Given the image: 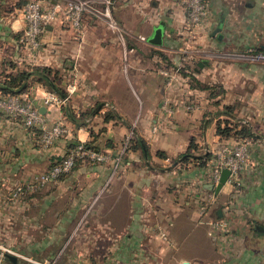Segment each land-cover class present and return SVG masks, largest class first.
I'll list each match as a JSON object with an SVG mask.
<instances>
[{
	"label": "crops",
	"instance_id": "obj_1",
	"mask_svg": "<svg viewBox=\"0 0 264 264\" xmlns=\"http://www.w3.org/2000/svg\"><path fill=\"white\" fill-rule=\"evenodd\" d=\"M86 1L80 30L56 20L32 51L20 40L22 1L0 0V82L50 66L69 95L44 105L48 87L36 80L22 91L48 122L69 128L51 145L39 143L38 128L0 113V245L54 264H264V61L241 55L264 49V0H206L208 15L190 32L181 0ZM103 24L111 35L90 36ZM156 27L161 44L149 41ZM176 65L181 77L167 84L161 70ZM165 98L173 112L162 110ZM107 113L114 117L105 120ZM218 124L232 129L219 134ZM241 125L252 138L238 188L226 181L217 193L209 189L208 161L186 157L172 166L200 148L210 158L218 142L240 138L233 133ZM78 141L110 159H81L37 191L11 197ZM212 221L229 230L210 233ZM19 257L1 264L31 262Z\"/></svg>",
	"mask_w": 264,
	"mask_h": 264
},
{
	"label": "built area",
	"instance_id": "obj_2",
	"mask_svg": "<svg viewBox=\"0 0 264 264\" xmlns=\"http://www.w3.org/2000/svg\"><path fill=\"white\" fill-rule=\"evenodd\" d=\"M185 11L184 27L190 32L207 15L208 7L206 0H181ZM88 8L86 0H65L63 2L54 1L47 4L43 0H27L22 6V17L24 20V29L20 40L27 47L36 51L41 45V35L48 24L64 19L71 27L80 30L81 17ZM110 25L115 26V22L110 20ZM185 51V47L181 48ZM242 57L249 61H264V49H249L241 53ZM183 65L172 66V68H163L161 72L167 77L166 83L170 84L173 80L181 77ZM188 90V87L186 88ZM68 94L59 95L55 91L46 90L41 94L44 105H61L68 100ZM193 102L186 104V107L193 108ZM161 108L165 112H173L175 107L170 99L165 98L161 103ZM0 113L9 117L19 119L25 128H38V141L41 145L47 146L53 144L69 131L67 125L61 120L48 122L41 112L32 96L23 92H1L0 91ZM251 148V139L249 137L240 138L234 142H218L212 149L211 157L208 159L210 166V182L216 183L219 180L222 168L230 170L227 181H238L239 171L249 157ZM111 153L109 151L98 150L87 147L83 141L76 142L69 148L66 155L59 161L51 164L47 169L36 173L31 179L17 183L11 191L12 198L36 191L46 183L57 179L59 176L68 173L79 159H86L92 162H103L109 160ZM212 198V195L207 197ZM201 212L205 211V205L200 207ZM212 231H228L229 227L225 222L212 221ZM164 239L167 238L166 232L161 233ZM7 253H11L36 263V264H54L47 258L43 260L33 259L23 254L17 253L13 249L0 245V264Z\"/></svg>",
	"mask_w": 264,
	"mask_h": 264
},
{
	"label": "trees",
	"instance_id": "obj_3",
	"mask_svg": "<svg viewBox=\"0 0 264 264\" xmlns=\"http://www.w3.org/2000/svg\"><path fill=\"white\" fill-rule=\"evenodd\" d=\"M26 1L27 0H22V3L24 4ZM187 74L190 76V78H192L191 73H187ZM58 78H59V71L50 67V66H41V67L38 66V67H35L33 69H28V68L27 69H21L19 71H16L14 73H9L6 75L4 80L2 82H0V91L4 92V93H6V92H22L23 90L27 89L30 81L36 80V81L42 83L43 85H45L46 87H48V90L55 91L59 95H65L66 94L65 89L57 83ZM199 84L200 83L197 82V85H199ZM228 107H229L228 105L225 106V108H228ZM67 112H68L67 114L70 115V117L72 119L75 118V115L72 111L67 109ZM112 117H114L113 114L107 113V114H105L104 118H105V120H109ZM231 129H232V127H230L229 125H226V124L224 126H221L220 124H218L217 128H216L217 133H219V134H228ZM233 134H235L236 136H240V138H245V137L252 138V132L249 130V127H247V126L245 127L244 125H241L238 129H235ZM91 143H92L91 141L90 142H84V144L87 147L97 149L96 146L92 145ZM138 146H142V141L139 139H138ZM193 146L195 147V144L193 142H191L189 148L193 147ZM133 147H135V145H133ZM187 151H190V149H188ZM199 154H203V153H199ZM209 154L210 153L208 152V153L203 154L199 157H195V159L197 160L199 165L203 166L207 163V161L209 159ZM79 160H81V159H79ZM55 162H57V161H55ZM55 162H53V163H55ZM32 192H35V191H31V192H27V193H32ZM5 258L9 259L7 256H5L4 259Z\"/></svg>",
	"mask_w": 264,
	"mask_h": 264
},
{
	"label": "water",
	"instance_id": "obj_4",
	"mask_svg": "<svg viewBox=\"0 0 264 264\" xmlns=\"http://www.w3.org/2000/svg\"><path fill=\"white\" fill-rule=\"evenodd\" d=\"M218 30H220V25L216 26L213 31L211 32V34H215L218 32ZM149 41L153 44H161L162 42V28L161 27H156L153 35L149 38ZM204 63H206L205 60H200L198 61V65L202 66ZM208 152V150H206L203 154H206ZM203 154H197V153H193V152H186L183 155H181L179 158H177L174 163L172 164V166H174L177 162L183 160L186 157H199ZM230 170L228 168H222L221 173H220V177L219 180L216 183H208V187L209 189H213L215 191V193H217L219 191V189L222 187V185L228 180V176H229ZM218 214H220V209H218ZM6 256L11 259L12 261H15L17 259V256L11 253H7ZM181 264H188L187 260H183L181 262Z\"/></svg>",
	"mask_w": 264,
	"mask_h": 264
},
{
	"label": "rangeland",
	"instance_id": "obj_5",
	"mask_svg": "<svg viewBox=\"0 0 264 264\" xmlns=\"http://www.w3.org/2000/svg\"><path fill=\"white\" fill-rule=\"evenodd\" d=\"M20 1H22V0H20ZM61 2V1H60ZM8 3H9V1H8ZM45 3H47V4H51V3H49V2H45ZM7 5H9V4H7ZM112 33V32H111ZM111 33H110V30L109 29H107V27H106V24H103V25H101V26H99L97 29H96V33H93V32H91V35L90 36H92L93 34V36H101V37H103V39H104V37H107V36H109V35H111ZM198 153H204V150L203 149H201L200 148V150H199V152ZM238 179H240L239 177H238ZM231 182V184H233V189L236 187V188H238L240 185V181H239V183H237V182H234V181H230ZM226 185V184H225ZM230 195V194H229ZM227 195L225 194L224 195V197H226ZM17 256V255H16ZM20 259H22V260H24V261H26L27 262V259L25 260V259H23V258H21V257H19ZM34 259V258H33ZM37 260H43V259H37ZM51 260V259H50ZM28 261H30V260H28ZM51 261H53V260H51ZM29 263H31V264H36V263H34V262H29ZM28 262L26 263V264H29Z\"/></svg>",
	"mask_w": 264,
	"mask_h": 264
}]
</instances>
